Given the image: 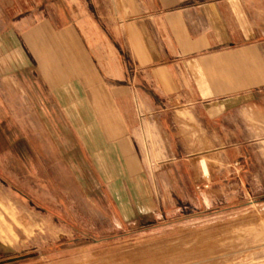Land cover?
I'll use <instances>...</instances> for the list:
<instances>
[{
    "label": "crops",
    "instance_id": "crops-1",
    "mask_svg": "<svg viewBox=\"0 0 264 264\" xmlns=\"http://www.w3.org/2000/svg\"><path fill=\"white\" fill-rule=\"evenodd\" d=\"M122 4L125 18L109 20L103 0H0V156L37 184L61 171L94 180L124 213L152 205L142 126L154 122L162 165L178 167L199 148L184 106L204 120L264 109V0ZM196 173L188 187L210 188Z\"/></svg>",
    "mask_w": 264,
    "mask_h": 264
},
{
    "label": "rangeland",
    "instance_id": "rangeland-1",
    "mask_svg": "<svg viewBox=\"0 0 264 264\" xmlns=\"http://www.w3.org/2000/svg\"><path fill=\"white\" fill-rule=\"evenodd\" d=\"M118 7L126 9L103 0L104 17L124 19ZM183 109L180 127L188 139L199 132L189 140L199 148L178 167L162 165L165 140L153 121L139 130L150 210L118 211L96 181L84 188L64 171L56 180L41 173L37 184L16 155L0 156V264H264V109L240 106L216 120ZM201 167L210 188H189Z\"/></svg>",
    "mask_w": 264,
    "mask_h": 264
}]
</instances>
